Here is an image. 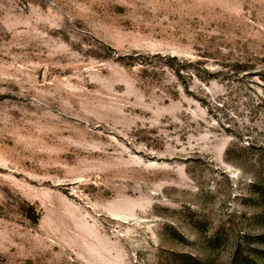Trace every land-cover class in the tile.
Here are the masks:
<instances>
[{"label":"rangeland","instance_id":"rangeland-1","mask_svg":"<svg viewBox=\"0 0 264 264\" xmlns=\"http://www.w3.org/2000/svg\"><path fill=\"white\" fill-rule=\"evenodd\" d=\"M0 264H264V0H0Z\"/></svg>","mask_w":264,"mask_h":264}]
</instances>
